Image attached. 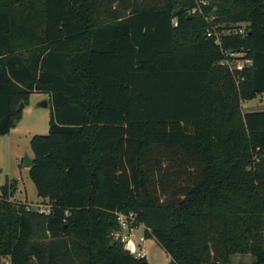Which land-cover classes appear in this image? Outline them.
Here are the masks:
<instances>
[{
    "label": "trees",
    "instance_id": "1",
    "mask_svg": "<svg viewBox=\"0 0 264 264\" xmlns=\"http://www.w3.org/2000/svg\"><path fill=\"white\" fill-rule=\"evenodd\" d=\"M209 1L206 14L247 33L217 44L191 13L200 0H0V134L31 92L53 105L28 168L52 209L2 186L0 264H55L27 249L39 224L74 237L75 254L85 242L78 264H149L113 236L115 211L136 212L167 264H264V110H240L264 93V0ZM225 50L252 64L231 72Z\"/></svg>",
    "mask_w": 264,
    "mask_h": 264
},
{
    "label": "rangeland",
    "instance_id": "2",
    "mask_svg": "<svg viewBox=\"0 0 264 264\" xmlns=\"http://www.w3.org/2000/svg\"><path fill=\"white\" fill-rule=\"evenodd\" d=\"M113 6H117V3H114ZM44 102H46V105H44ZM240 110L243 113L264 110V93L250 99L241 100ZM52 111L53 105L49 93L33 91L28 101L23 103L21 116L12 129L6 134H0V195L2 194L3 185L6 183L9 185L14 184L16 190L11 199L25 202L30 208H36L43 200L38 196L29 169L23 165V162L27 156L30 158L34 156L31 147L32 137L36 134L45 135L49 132ZM251 167L248 165L247 169L250 170ZM42 225L39 224L34 229L27 249L32 246L42 248L46 253L47 260L51 254L55 256V264H78L85 260L83 246L86 244L84 241L78 245L79 254H75L72 250L74 237L51 236L45 232ZM144 234L143 227H138L133 239L137 241ZM144 247L147 251L149 264H167L171 259L167 251L152 236L147 237ZM253 260L254 258L250 254H234L231 257V263L233 264L251 263ZM1 264H10V257H4ZM30 264L40 263L36 257H32Z\"/></svg>",
    "mask_w": 264,
    "mask_h": 264
},
{
    "label": "built area",
    "instance_id": "3",
    "mask_svg": "<svg viewBox=\"0 0 264 264\" xmlns=\"http://www.w3.org/2000/svg\"><path fill=\"white\" fill-rule=\"evenodd\" d=\"M209 2V0H200L198 6L193 8L191 13H200L205 16L207 21L210 23L207 35L209 37H213L217 44H221L224 35H245L247 33L249 26L248 22H242L233 27H227L225 24L217 22L214 14H206L202 5H208ZM220 63L222 65H226L231 72H235L242 71L246 66L251 65L252 60L247 57L244 51L225 50L224 58ZM36 208L42 213L49 214L51 212L52 205L46 202L37 205ZM115 213L117 215L119 227L117 230L112 232L113 236L116 239L121 240L125 244L126 249L135 257H147V251L144 247V242L147 239L146 232H149L147 227L143 223L138 222L137 214L134 211H115ZM141 226L143 227L145 234L141 235L136 241L133 239V236L136 233L137 228Z\"/></svg>",
    "mask_w": 264,
    "mask_h": 264
},
{
    "label": "water",
    "instance_id": "4",
    "mask_svg": "<svg viewBox=\"0 0 264 264\" xmlns=\"http://www.w3.org/2000/svg\"><path fill=\"white\" fill-rule=\"evenodd\" d=\"M44 105H46V102H44ZM23 106V103L20 104L19 109H21ZM23 165L27 168H30L33 165V158H30L29 156H27L24 159Z\"/></svg>",
    "mask_w": 264,
    "mask_h": 264
}]
</instances>
